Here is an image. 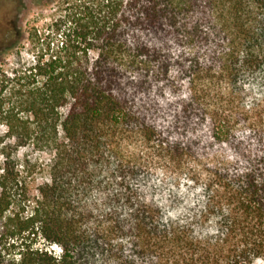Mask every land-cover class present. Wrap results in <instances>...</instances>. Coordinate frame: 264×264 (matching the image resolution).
<instances>
[{
	"label": "trees",
	"instance_id": "1",
	"mask_svg": "<svg viewBox=\"0 0 264 264\" xmlns=\"http://www.w3.org/2000/svg\"><path fill=\"white\" fill-rule=\"evenodd\" d=\"M53 4L0 30V264L264 261V0Z\"/></svg>",
	"mask_w": 264,
	"mask_h": 264
},
{
	"label": "rangeland",
	"instance_id": "2",
	"mask_svg": "<svg viewBox=\"0 0 264 264\" xmlns=\"http://www.w3.org/2000/svg\"><path fill=\"white\" fill-rule=\"evenodd\" d=\"M54 1L55 0H0V19L2 20L0 23V30L2 27L6 28L8 26L12 29L20 30L23 36L22 38H24L21 44L28 48L29 42L27 41V37L30 28L37 27L41 30L43 25L51 18V14H54V9L41 12V6L46 3L54 5ZM53 7L56 8V6ZM17 52V48H10L4 51L0 42V89L4 76L10 72V67L14 66V61L18 59L16 55ZM33 52L34 49L31 48L30 54L24 52L22 56L28 58V55L32 56ZM1 128L4 129L3 127ZM23 153L30 154L33 157H42V154L33 152L29 149L23 151ZM40 182L42 181L40 179L37 181L36 177L32 182V191L35 189L37 183ZM3 243H5V240H0V244ZM255 264H264V261H258Z\"/></svg>",
	"mask_w": 264,
	"mask_h": 264
}]
</instances>
